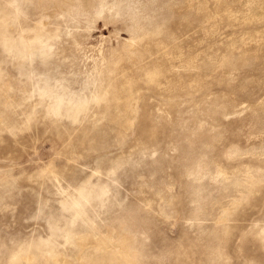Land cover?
I'll list each match as a JSON object with an SVG mask.
<instances>
[{
    "label": "rangeland",
    "instance_id": "374dc122",
    "mask_svg": "<svg viewBox=\"0 0 264 264\" xmlns=\"http://www.w3.org/2000/svg\"><path fill=\"white\" fill-rule=\"evenodd\" d=\"M0 264H264V0H0Z\"/></svg>",
    "mask_w": 264,
    "mask_h": 264
}]
</instances>
